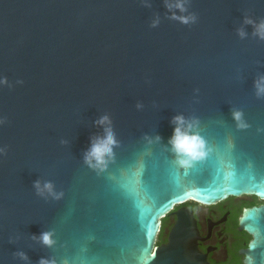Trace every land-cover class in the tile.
Wrapping results in <instances>:
<instances>
[{"label":"water","instance_id":"95a60500","mask_svg":"<svg viewBox=\"0 0 264 264\" xmlns=\"http://www.w3.org/2000/svg\"><path fill=\"white\" fill-rule=\"evenodd\" d=\"M186 7L195 23L169 19L164 0H0V264H25L21 252L28 264H191L173 240L153 251L161 217L188 202L264 201V98L252 87L264 41L243 25L264 19V0ZM102 115L118 146L96 172L83 155ZM177 115L212 149L187 171L168 145ZM38 179L62 198L38 196ZM241 224L247 264H264V206ZM45 231L55 247L33 239Z\"/></svg>","mask_w":264,"mask_h":264},{"label":"clouds","instance_id":"9594fccd","mask_svg":"<svg viewBox=\"0 0 264 264\" xmlns=\"http://www.w3.org/2000/svg\"><path fill=\"white\" fill-rule=\"evenodd\" d=\"M187 3L188 0H164L165 8L171 13L168 18L184 25L195 23V15H185L187 12ZM177 13L180 14L177 15ZM158 24L159 19L157 18L153 21L151 27L155 28ZM243 25L251 26L253 29L252 35L258 40L264 41V19L254 21L250 18H245ZM237 35L240 39H245L248 33L242 26L237 29ZM7 84V78L0 77V87L6 86ZM252 87L257 98H264V74H259L253 80ZM232 119L239 129L248 127L241 111H233ZM95 123L101 126L103 134L91 138L89 146L84 152L83 162L89 169L96 172H104L108 168L109 163L114 159L113 150L118 146V141L106 115L100 116ZM171 123L173 125V131L172 136L168 140V145L176 158V167L187 171L195 164L207 159L212 149L197 130L199 122L195 119H186L183 115H177L173 117ZM154 139L158 142L160 137L156 136ZM148 142L152 143L153 140L149 139ZM3 151V148H0V155L3 154ZM33 188L40 197H51L55 200H59L63 196V193H58L55 190V186L50 181L42 182L38 179L34 182ZM33 239H38L39 243L46 248H53L56 245L54 233L51 231L42 232L38 238L33 237ZM17 255L25 264H28V257L26 254L21 252ZM39 264H56V261L54 259L41 258Z\"/></svg>","mask_w":264,"mask_h":264},{"label":"flooded vegetation","instance_id":"af4514ba","mask_svg":"<svg viewBox=\"0 0 264 264\" xmlns=\"http://www.w3.org/2000/svg\"><path fill=\"white\" fill-rule=\"evenodd\" d=\"M264 206L253 196L230 197L213 205L188 202L161 217L154 249L171 240L191 264H247L253 237L241 224L245 209Z\"/></svg>","mask_w":264,"mask_h":264}]
</instances>
